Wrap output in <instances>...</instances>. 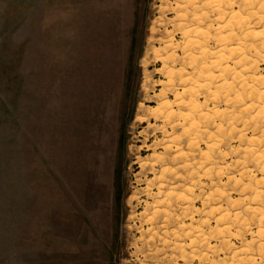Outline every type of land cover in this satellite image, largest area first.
<instances>
[{
  "label": "rangeland",
  "instance_id": "1",
  "mask_svg": "<svg viewBox=\"0 0 264 264\" xmlns=\"http://www.w3.org/2000/svg\"><path fill=\"white\" fill-rule=\"evenodd\" d=\"M0 264H264V0H0Z\"/></svg>",
  "mask_w": 264,
  "mask_h": 264
},
{
  "label": "bare ground",
  "instance_id": "2",
  "mask_svg": "<svg viewBox=\"0 0 264 264\" xmlns=\"http://www.w3.org/2000/svg\"><path fill=\"white\" fill-rule=\"evenodd\" d=\"M194 120H195V119H194ZM193 123H194L193 126L196 127V125H195V124H196L195 121H194ZM193 145H195V143H193ZM194 150H196V149L194 148Z\"/></svg>",
  "mask_w": 264,
  "mask_h": 264
}]
</instances>
